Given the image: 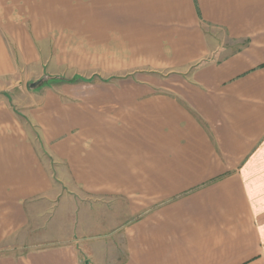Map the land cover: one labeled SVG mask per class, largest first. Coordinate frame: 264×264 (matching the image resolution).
I'll list each match as a JSON object with an SVG mask.
<instances>
[{
  "label": "crops",
  "instance_id": "1",
  "mask_svg": "<svg viewBox=\"0 0 264 264\" xmlns=\"http://www.w3.org/2000/svg\"><path fill=\"white\" fill-rule=\"evenodd\" d=\"M77 26L171 78L0 98V264H264V0H0V82Z\"/></svg>",
  "mask_w": 264,
  "mask_h": 264
},
{
  "label": "rangeland",
  "instance_id": "2",
  "mask_svg": "<svg viewBox=\"0 0 264 264\" xmlns=\"http://www.w3.org/2000/svg\"><path fill=\"white\" fill-rule=\"evenodd\" d=\"M53 30L49 37L59 40L28 43L34 48L33 54L12 57L11 72L0 82V98L9 100L17 114L29 119L30 112L43 104L52 116L59 110L58 99L82 101L105 81L154 80L161 85L158 91L166 90L164 80L171 74L167 69L156 72L146 65L145 56L133 51V43L122 40L127 36L120 28L77 26ZM173 80L178 82L180 78ZM31 127L41 131V127Z\"/></svg>",
  "mask_w": 264,
  "mask_h": 264
},
{
  "label": "trees",
  "instance_id": "3",
  "mask_svg": "<svg viewBox=\"0 0 264 264\" xmlns=\"http://www.w3.org/2000/svg\"><path fill=\"white\" fill-rule=\"evenodd\" d=\"M87 80V79H86Z\"/></svg>",
  "mask_w": 264,
  "mask_h": 264
}]
</instances>
